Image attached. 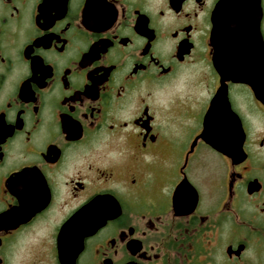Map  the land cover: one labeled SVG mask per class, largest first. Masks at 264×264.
Wrapping results in <instances>:
<instances>
[{"label":"flooded vegetation","instance_id":"obj_1","mask_svg":"<svg viewBox=\"0 0 264 264\" xmlns=\"http://www.w3.org/2000/svg\"><path fill=\"white\" fill-rule=\"evenodd\" d=\"M0 264H264V0H0Z\"/></svg>","mask_w":264,"mask_h":264},{"label":"water","instance_id":"obj_2","mask_svg":"<svg viewBox=\"0 0 264 264\" xmlns=\"http://www.w3.org/2000/svg\"><path fill=\"white\" fill-rule=\"evenodd\" d=\"M214 18H215V20L217 21V23L218 24H220V25H224V24H226V21H224L223 22V18H221V12L220 11H218L217 13H216V15L214 16Z\"/></svg>","mask_w":264,"mask_h":264}]
</instances>
